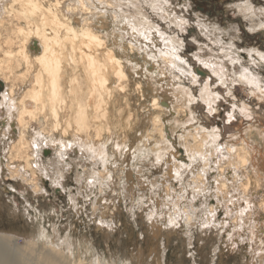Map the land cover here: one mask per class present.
I'll list each match as a JSON object with an SVG mask.
<instances>
[{"label":"bare ground","instance_id":"bare-ground-1","mask_svg":"<svg viewBox=\"0 0 264 264\" xmlns=\"http://www.w3.org/2000/svg\"><path fill=\"white\" fill-rule=\"evenodd\" d=\"M254 2L233 7L250 22L249 30L258 28L264 35V8ZM172 10L164 0H0V207L3 215L23 218L31 226L29 231L24 225L23 230L15 224L8 230L0 226V264H119L96 253L86 239L76 244L71 226L51 227L50 232L46 216L30 204L34 196L51 192L59 197L64 190L70 161L58 163L61 151L89 161L90 166L78 164L83 170L75 177L89 174L86 186L97 185L99 193L115 186L122 170L114 165L121 156L133 154L138 166L144 164L137 171L144 185H151L144 168L159 167L164 177L152 185L168 186L148 216L152 229H159L158 217L168 222L165 230L181 225V219L186 226L219 227L220 241L232 248L253 241L246 258L264 264V256L255 255L260 249L253 234L264 224V172L257 165V157L264 155V134L249 126L244 138L232 134L221 143L222 128L202 126L194 112L203 107L212 116L217 110L220 95L211 81L228 88L229 77V83L248 86L258 99L264 96L263 84L253 72L255 80L242 78L243 68L231 53L224 56L229 64L217 69L206 55H194V65L181 58L178 34L187 24L181 30L179 12ZM210 27L205 24L204 37L212 34ZM207 70L213 80L206 77ZM182 79L197 88V96L177 84ZM247 108L244 104L239 111L244 114ZM232 118L235 113L225 117L228 125ZM131 132L140 133L139 138ZM112 139L119 155L107 146ZM54 142L60 149L55 148L57 161L46 167L43 153ZM56 183L59 188L51 186ZM169 187L178 192L170 206ZM98 205L95 200L94 212ZM98 222L110 228L107 220Z\"/></svg>","mask_w":264,"mask_h":264},{"label":"rangeland","instance_id":"rangeland-1","mask_svg":"<svg viewBox=\"0 0 264 264\" xmlns=\"http://www.w3.org/2000/svg\"><path fill=\"white\" fill-rule=\"evenodd\" d=\"M241 1L168 0L167 5L169 9H173L172 11L175 13L176 11L179 12L175 15H178L179 18L183 16L188 21L187 30L178 34V38L180 39L178 54L181 58L188 61L189 64L193 65L194 62L192 60L194 55H206L204 58L206 60L209 58L210 60L208 59L207 61L211 63L214 61V68L217 69L219 65L224 64L223 62L229 64L228 58L224 56L227 53H231L235 59H238L237 66L249 68L251 72L261 79V84H263L262 89L264 90V60H261L260 54H255L257 51L264 53V35L260 33L261 29L249 30V27H251L250 22L245 21L242 16L238 15L233 5ZM248 1H255L252 4L254 7L264 8V0ZM174 5L190 7L187 11H184L180 6L174 7ZM205 24L211 26L212 34L207 37L206 35L204 37ZM249 54H251V57ZM194 67L198 68L200 65L196 64ZM227 68L229 72L232 71L229 65ZM200 69L203 72L206 71L201 67ZM240 70V68L236 70L237 75ZM207 72L206 77H210L208 70ZM223 72H226V70ZM228 78L226 86L230 88V93L228 92V88L222 86L220 88L219 84L221 83L211 81L213 88H216V92L220 95V98L216 101L218 107L212 113V116H208L203 107L195 109L194 112L197 114L199 123L202 126L203 124H207L212 127L216 126L219 129L222 128L220 131L222 134L221 143L226 141L227 138L230 140V135L232 134L238 138H244L245 131H247L246 129L249 126L264 134V96L260 95L261 98L258 99L250 93L248 86L242 87L236 85L237 83L231 84L229 83L230 78L229 80ZM210 79L213 80V77H210ZM177 84L184 89L190 88L192 94L198 95L199 91L197 92V88L189 84L185 79L178 81ZM255 94L258 95L259 93ZM244 104L248 108L246 113L243 114L239 109ZM231 113H235V118L230 119L229 123L231 124L228 125L225 117ZM131 136L137 139L140 133L131 132ZM114 143L113 139L111 142L109 140L107 146L113 147V150L119 155L118 148L115 147ZM248 143L252 144L250 140H248ZM58 145L57 142H54V145L50 146V150L45 154L43 153V164L46 167H48V164L53 159L56 160L57 154L55 153V148L60 150ZM126 150L124 152H127ZM71 156H66L68 158L67 161H70V163L64 173L65 178L63 183L65 185L64 190L60 191V198L56 197V195L53 196L49 192L47 195L41 194L42 197L39 195L34 196L30 202L33 208L37 207L36 209H40L41 214L46 216L45 219L47 220L44 219V225L50 232L53 227L64 230L68 229V226H71V232L74 233L73 239L77 241L76 244L80 243L82 239H86L88 244L93 245L96 253L102 257L105 255L106 258L113 257L116 260L118 259L117 263L119 264L123 263L122 261H124V264H262V261L258 257L264 256V224L260 228L253 230V234L257 237L255 239L256 246L260 251L255 254L258 259L251 261L248 260L250 257H246L250 256V252L248 253V251L251 250L249 246L251 243L253 244V241L246 242V247L243 243L239 249L232 248L228 243L220 241L222 235L218 231L219 227L186 226L187 221L181 219V225L178 224L170 230H165L164 226L166 227L168 222L162 223L158 217L159 224L156 226L159 229L154 230L148 222V216L153 210L155 211L156 203H159L158 201L167 193L164 191V187L168 186V184L158 182L154 187L152 184L156 178L160 177L163 179V170L157 166L145 167V174L149 177L147 182L151 185H144L141 177H137V171L144 164L140 163L138 166V162L133 154L121 156L118 160L120 164L114 165L122 170L118 172V177L115 176L117 180L114 183L115 186H112L111 189L109 186L101 188L103 192L99 193L97 185L86 186L84 181L89 174L80 179L75 177L77 170L78 177L80 175L79 169L83 170L78 164L82 163L90 166L89 161H83V158ZM257 158L259 159L257 165L262 167V171L264 172V155ZM59 159L57 158L58 163L61 162ZM145 164L149 165V163ZM47 170L51 175L52 172L50 170L52 168H47ZM5 186L7 187V185ZM51 186L56 187L54 184ZM168 189L170 191V187ZM168 193H170L171 197H167L166 204L171 202V199H176V195H178V192L176 194L172 191ZM191 195H189V198ZM72 196L74 200H71ZM186 198H188L187 195ZM95 200H99V205L97 206L98 210L94 212V208L96 207H93ZM2 201L0 200V205L3 203ZM183 201L186 200L184 199L181 202ZM104 206L111 210L105 211ZM20 207H23V205L21 204ZM2 209L4 208L0 207V216H3V221L0 220V226L5 225L3 227L8 230L10 228L9 225L12 224L14 226L15 224L18 230H23L26 227L29 231L31 227L29 222L25 224L23 218L13 220L10 214H4V217L3 213L5 210ZM166 209L165 207L163 212H166ZM31 213L33 214V211ZM163 214L165 215V220H167L166 214H169V210ZM100 216L104 217V219L100 218ZM102 220H107L111 224L110 228L108 226H104V228L100 227L98 221ZM201 222L202 219L198 223ZM246 253H248L247 256L245 255Z\"/></svg>","mask_w":264,"mask_h":264},{"label":"snow or ice","instance_id":"snow-or-ice-1","mask_svg":"<svg viewBox=\"0 0 264 264\" xmlns=\"http://www.w3.org/2000/svg\"><path fill=\"white\" fill-rule=\"evenodd\" d=\"M164 3H165V5H167L168 0H164ZM175 6H180L184 11H187L188 8L190 7V6H185V5H174V7H175ZM187 23H188V21L185 20V19L183 18V16H181V17L179 18V26L181 27V30H183V25H185V24H187ZM133 31H135V29H133ZM147 39H148V37L145 36V40H147ZM165 43H168V41H165ZM249 55H250V57H251V54H249ZM149 58L151 59V57H149ZM260 58H261V60H264V55H261ZM173 59H179V57H175V56H174ZM179 62H180V64H184V63H185V61L182 60V59H180ZM205 67H208V65H205ZM245 76L252 77L253 80L256 79V77L253 76L252 72H251V71L249 70V68H247V67L243 68V70H242V78L245 77ZM193 83H195V81H193ZM218 98H219V97H217V99H218ZM208 108H209L210 111L212 110V104H211V102H209V104H208ZM67 147H68V148H72L73 145H72V144H68ZM101 147H103V146H101ZM118 150H119V146H118ZM89 151H91V149H89ZM81 152H83V149H81ZM93 155H95V154L93 153ZM59 158H60V161L66 163V161H67V157L65 156V153H64L63 151H61V152L59 153ZM101 158H102V159L104 158L103 153H101ZM156 163H157V164L160 163L159 158H157ZM59 171H60V172L65 171V168L63 167V165L60 166ZM60 178H63V177H60ZM111 178H112L111 175H109V179H111ZM88 183L91 185L93 182H92V180H89ZM55 186H56L57 188L60 187L59 183H56ZM211 214H212V215H215L214 212H212ZM205 226H207V225H205Z\"/></svg>","mask_w":264,"mask_h":264}]
</instances>
